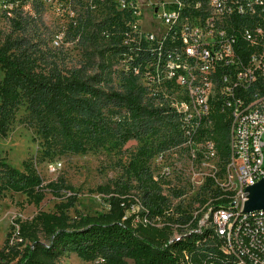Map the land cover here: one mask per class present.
Returning <instances> with one entry per match:
<instances>
[{"label": "trees", "instance_id": "1", "mask_svg": "<svg viewBox=\"0 0 264 264\" xmlns=\"http://www.w3.org/2000/svg\"><path fill=\"white\" fill-rule=\"evenodd\" d=\"M124 1L122 7V0H77L65 36L76 41L84 59L68 65L62 46L52 44L43 0H0L2 137L22 106L28 126H35L45 141L61 140L69 151H84L104 134L128 141L165 123L180 124L179 113L151 85L163 67V45L140 32L134 22L135 4ZM211 118L213 125L198 130L193 139L213 142L222 170L229 154V118L218 107ZM184 137L182 131V141ZM149 158V149L140 147L128 163L133 180L90 188L103 194L109 208L89 214L76 210L77 190L64 179L45 182L30 160L18 167L0 157V195L22 192L37 208L32 217H16L9 225L0 264H61L66 252L94 264H169L174 250H193V236L175 239L174 229L163 226V218L185 223L192 215L174 216ZM207 181L212 203H227L228 196L214 179ZM47 191L59 199L53 210L41 208ZM72 208L75 215L70 214ZM203 257L201 251L194 255L195 264H203Z\"/></svg>", "mask_w": 264, "mask_h": 264}, {"label": "built area", "instance_id": "2", "mask_svg": "<svg viewBox=\"0 0 264 264\" xmlns=\"http://www.w3.org/2000/svg\"><path fill=\"white\" fill-rule=\"evenodd\" d=\"M157 8L164 30L144 35L163 45V83L174 91L163 96L184 141L215 156L212 141L193 135L213 125L215 107L229 118V154L210 175L229 201L185 223L163 218L173 238L193 236V250H174L169 264H195L200 251L203 264H264V209H244L245 188L264 177V0H163Z\"/></svg>", "mask_w": 264, "mask_h": 264}, {"label": "rangeland", "instance_id": "3", "mask_svg": "<svg viewBox=\"0 0 264 264\" xmlns=\"http://www.w3.org/2000/svg\"><path fill=\"white\" fill-rule=\"evenodd\" d=\"M163 0H129L134 3L138 12L134 13V22L140 32H154L158 35L164 30L160 21L157 5ZM44 18L53 31L52 44L61 45L68 65L77 64L84 59L82 49L76 41L66 38L68 22L79 6L77 0H43ZM123 2V0H122ZM103 13L105 8L98 3ZM161 10V9H160ZM3 72L0 68V78ZM154 90L174 95V91L163 83V67L151 81ZM167 100L170 98H166ZM27 111L22 106L17 112V120L6 137L0 135V157L18 167L25 160H30L37 168L45 182L64 179L77 190L75 208L80 212L94 214L106 211L108 203L103 194L90 191L98 185L109 184L114 187L119 180L133 178L128 163L134 158L138 149L146 146L149 149V164L155 176L163 183L164 193L172 202L174 216L186 214L201 217L206 207L213 201L206 185L208 177L220 174L222 164L216 156H211L204 145H191L182 141V128L175 124L165 123L157 131L137 139L122 141L113 134H104L92 141L84 151H69L61 140L45 141L37 133L35 126H28ZM177 121V120H176ZM181 140L172 143L171 140ZM213 185V184H211ZM176 192L179 195H176ZM63 193H66L64 190ZM59 199L50 191L41 202L44 210H53ZM135 204L132 210L136 211ZM37 212L33 204L26 201L22 192L7 191L0 195V247L9 230V225L16 217H32ZM76 211L70 209V214ZM184 232V231H183ZM77 258V259H76ZM61 264H94L85 261L75 253L66 252L60 258Z\"/></svg>", "mask_w": 264, "mask_h": 264}, {"label": "water", "instance_id": "4", "mask_svg": "<svg viewBox=\"0 0 264 264\" xmlns=\"http://www.w3.org/2000/svg\"><path fill=\"white\" fill-rule=\"evenodd\" d=\"M245 196L244 209L246 211L264 209V177L248 185L245 188Z\"/></svg>", "mask_w": 264, "mask_h": 264}, {"label": "bare ground", "instance_id": "5", "mask_svg": "<svg viewBox=\"0 0 264 264\" xmlns=\"http://www.w3.org/2000/svg\"><path fill=\"white\" fill-rule=\"evenodd\" d=\"M77 259V258H76Z\"/></svg>", "mask_w": 264, "mask_h": 264}]
</instances>
